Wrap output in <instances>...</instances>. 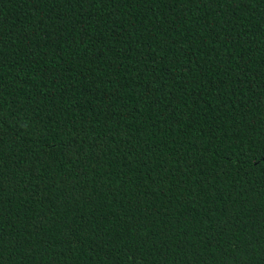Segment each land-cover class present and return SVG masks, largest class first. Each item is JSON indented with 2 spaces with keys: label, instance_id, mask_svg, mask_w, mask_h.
<instances>
[{
  "label": "trees",
  "instance_id": "16d2710c",
  "mask_svg": "<svg viewBox=\"0 0 264 264\" xmlns=\"http://www.w3.org/2000/svg\"><path fill=\"white\" fill-rule=\"evenodd\" d=\"M0 264H264V0H0Z\"/></svg>",
  "mask_w": 264,
  "mask_h": 264
}]
</instances>
